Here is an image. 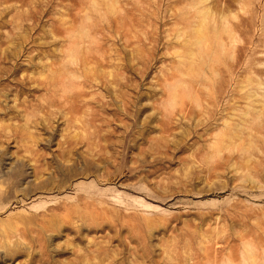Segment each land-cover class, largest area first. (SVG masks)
I'll return each instance as SVG.
<instances>
[{"label":"rangeland","instance_id":"374dc122","mask_svg":"<svg viewBox=\"0 0 264 264\" xmlns=\"http://www.w3.org/2000/svg\"><path fill=\"white\" fill-rule=\"evenodd\" d=\"M0 264H264V0H0Z\"/></svg>","mask_w":264,"mask_h":264}]
</instances>
